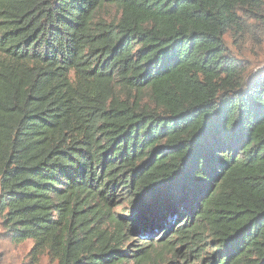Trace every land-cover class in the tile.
Instances as JSON below:
<instances>
[{
  "label": "trees",
  "instance_id": "1",
  "mask_svg": "<svg viewBox=\"0 0 264 264\" xmlns=\"http://www.w3.org/2000/svg\"><path fill=\"white\" fill-rule=\"evenodd\" d=\"M261 25L264 0H0L1 228L28 264H264V74L223 40Z\"/></svg>",
  "mask_w": 264,
  "mask_h": 264
},
{
  "label": "rangeland",
  "instance_id": "2",
  "mask_svg": "<svg viewBox=\"0 0 264 264\" xmlns=\"http://www.w3.org/2000/svg\"><path fill=\"white\" fill-rule=\"evenodd\" d=\"M100 16L107 22L119 17L114 7H108L105 11L101 12ZM250 26L258 27L253 21H250ZM259 27H261V31L258 34H254L259 42L255 41L251 35L239 40H234L232 34H226L223 38L229 55L246 65L247 82H250L254 76L264 74V25ZM31 248V242L14 244L7 240L1 228L0 217V264H28L27 256ZM39 264L52 263L46 257H42Z\"/></svg>",
  "mask_w": 264,
  "mask_h": 264
}]
</instances>
